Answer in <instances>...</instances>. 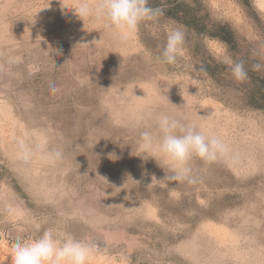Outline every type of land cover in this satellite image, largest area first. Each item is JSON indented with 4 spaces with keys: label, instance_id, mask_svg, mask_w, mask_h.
<instances>
[{
    "label": "rangeland",
    "instance_id": "1",
    "mask_svg": "<svg viewBox=\"0 0 264 264\" xmlns=\"http://www.w3.org/2000/svg\"><path fill=\"white\" fill-rule=\"evenodd\" d=\"M178 1L207 31L228 24L237 47L163 15L122 41L103 19L79 18V0H0V264L18 236L49 229L93 244L90 264H264V107L247 95L251 75L264 80L252 70L264 65V0ZM172 28L183 54L164 64ZM159 114L219 136L229 158H193L195 185H149L170 174L139 147Z\"/></svg>",
    "mask_w": 264,
    "mask_h": 264
},
{
    "label": "clouds",
    "instance_id": "2",
    "mask_svg": "<svg viewBox=\"0 0 264 264\" xmlns=\"http://www.w3.org/2000/svg\"><path fill=\"white\" fill-rule=\"evenodd\" d=\"M149 0H79L74 8L76 15L83 20L95 17L106 21V27L114 29L119 38L127 40L133 36L144 21L155 20L163 15L162 8L148 6ZM185 34L180 28L168 31L166 43L159 59L164 64H175L178 55L183 54ZM15 62V61H13ZM222 63L226 64L236 81L248 79V72L243 61H234L231 56L222 52ZM264 65H252L253 71H260ZM58 88L50 85L54 94ZM156 131L144 130L139 133V147L152 158L160 157L170 164V174L158 180L151 177L152 185L160 181L187 183L195 185L201 178L190 166L193 158L205 164L218 160H227L230 156L229 146L217 135L198 130L194 124H186L167 114L155 118ZM22 158L27 160L29 149L24 141H19ZM54 159H60L62 153L54 151ZM156 160V159H155ZM11 264H90L95 246L71 235L57 238L51 229L45 230L35 238L18 236L12 244Z\"/></svg>",
    "mask_w": 264,
    "mask_h": 264
},
{
    "label": "trees",
    "instance_id": "3",
    "mask_svg": "<svg viewBox=\"0 0 264 264\" xmlns=\"http://www.w3.org/2000/svg\"><path fill=\"white\" fill-rule=\"evenodd\" d=\"M244 4L248 3V0H242ZM149 7L157 8L161 7L163 9V16L171 17V18H177L179 21L186 23L189 26L194 25L193 27H196V30L198 33H201L202 31H205L209 36H212L214 38L219 39L220 41L226 43L228 46L233 49L234 47H237V39L230 28L228 24H219L216 25V29L213 31H207L206 24L200 25L197 23L199 20L196 16H190V12L188 11L187 6L185 3L180 1H169L168 3L161 4L160 0H149ZM217 68L219 64H216ZM208 71L210 69V66L206 67ZM251 81L253 83L258 84L254 85L255 90L253 92L247 93L249 104L254 106L255 108H263L264 107V80H258L255 76L251 75ZM262 92V93H261Z\"/></svg>",
    "mask_w": 264,
    "mask_h": 264
},
{
    "label": "bare ground",
    "instance_id": "4",
    "mask_svg": "<svg viewBox=\"0 0 264 264\" xmlns=\"http://www.w3.org/2000/svg\"><path fill=\"white\" fill-rule=\"evenodd\" d=\"M213 111V110H212ZM206 112H208L209 113V110L207 109V111Z\"/></svg>",
    "mask_w": 264,
    "mask_h": 264
}]
</instances>
